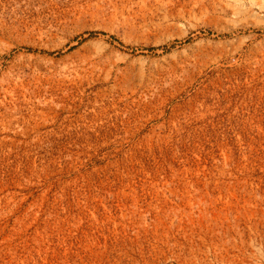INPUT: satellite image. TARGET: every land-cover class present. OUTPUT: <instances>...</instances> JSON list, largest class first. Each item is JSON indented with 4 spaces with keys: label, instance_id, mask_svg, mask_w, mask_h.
Instances as JSON below:
<instances>
[{
    "label": "rangeland",
    "instance_id": "rangeland-1",
    "mask_svg": "<svg viewBox=\"0 0 264 264\" xmlns=\"http://www.w3.org/2000/svg\"><path fill=\"white\" fill-rule=\"evenodd\" d=\"M0 264H264V0H0Z\"/></svg>",
    "mask_w": 264,
    "mask_h": 264
}]
</instances>
